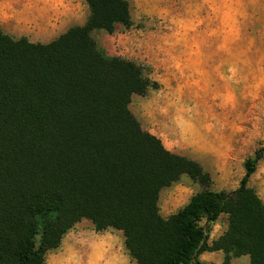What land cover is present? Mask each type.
<instances>
[{
  "label": "trees",
  "instance_id": "obj_1",
  "mask_svg": "<svg viewBox=\"0 0 264 264\" xmlns=\"http://www.w3.org/2000/svg\"><path fill=\"white\" fill-rule=\"evenodd\" d=\"M84 1L86 23L48 43L0 28V264H47L81 219L121 231L136 264H211L201 254L217 250L226 262L264 264V203L248 186L264 147L245 159L237 188L211 189L197 161L167 149L130 111L131 96L157 83L90 36L129 26L128 1ZM183 175L201 190L161 216V190ZM222 213L227 229L209 244Z\"/></svg>",
  "mask_w": 264,
  "mask_h": 264
},
{
  "label": "rangeland",
  "instance_id": "obj_2",
  "mask_svg": "<svg viewBox=\"0 0 264 264\" xmlns=\"http://www.w3.org/2000/svg\"><path fill=\"white\" fill-rule=\"evenodd\" d=\"M39 27L19 37L52 39L84 25V0H39ZM131 24L112 32L93 29L91 38L107 56L140 65L157 83L133 94L129 109L142 128L172 152L197 161L211 177V189L234 190L244 161L264 147V0H127ZM55 21L48 30L44 21ZM264 203V157L248 180ZM200 185L187 175L163 188L158 198L163 217L182 208ZM203 223V222H202ZM222 213L211 224L208 243L227 229ZM47 264H136L122 232L97 231L81 219L45 254ZM211 264H248L246 255L226 262L221 250L201 257Z\"/></svg>",
  "mask_w": 264,
  "mask_h": 264
},
{
  "label": "crops",
  "instance_id": "obj_3",
  "mask_svg": "<svg viewBox=\"0 0 264 264\" xmlns=\"http://www.w3.org/2000/svg\"><path fill=\"white\" fill-rule=\"evenodd\" d=\"M39 0H0V28L10 36L19 38V26L22 25L23 29L32 27L35 29L39 27L40 21L39 13L43 6L40 5ZM48 24L51 29L56 25L55 21H44V28L48 30ZM62 31L61 33H63ZM60 35V34H59ZM23 36L28 37L27 34ZM58 36V35H57ZM52 39H28L31 42L48 43ZM204 253L201 254V257Z\"/></svg>",
  "mask_w": 264,
  "mask_h": 264
}]
</instances>
